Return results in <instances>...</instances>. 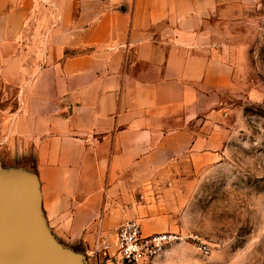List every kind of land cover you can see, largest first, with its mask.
Returning a JSON list of instances; mask_svg holds the SVG:
<instances>
[{
	"label": "crops",
	"instance_id": "crops-1",
	"mask_svg": "<svg viewBox=\"0 0 264 264\" xmlns=\"http://www.w3.org/2000/svg\"><path fill=\"white\" fill-rule=\"evenodd\" d=\"M230 1L0 0V169L36 182L62 252L123 264L117 228L173 208L165 167L220 148L233 67L204 22Z\"/></svg>",
	"mask_w": 264,
	"mask_h": 264
},
{
	"label": "rangeland",
	"instance_id": "rangeland-1",
	"mask_svg": "<svg viewBox=\"0 0 264 264\" xmlns=\"http://www.w3.org/2000/svg\"><path fill=\"white\" fill-rule=\"evenodd\" d=\"M233 1L204 22L208 44L233 67L208 117L221 126V146L165 167L173 208L154 216L158 232L179 239L150 264H264V0Z\"/></svg>",
	"mask_w": 264,
	"mask_h": 264
},
{
	"label": "water",
	"instance_id": "water-1",
	"mask_svg": "<svg viewBox=\"0 0 264 264\" xmlns=\"http://www.w3.org/2000/svg\"><path fill=\"white\" fill-rule=\"evenodd\" d=\"M36 182L0 169V264H85L62 252L40 217Z\"/></svg>",
	"mask_w": 264,
	"mask_h": 264
},
{
	"label": "built area",
	"instance_id": "built-area-1",
	"mask_svg": "<svg viewBox=\"0 0 264 264\" xmlns=\"http://www.w3.org/2000/svg\"><path fill=\"white\" fill-rule=\"evenodd\" d=\"M177 239H179L178 234L172 232L145 234L138 219H128L116 230L114 255L123 264H150ZM97 248L108 254L112 244L100 240Z\"/></svg>",
	"mask_w": 264,
	"mask_h": 264
}]
</instances>
